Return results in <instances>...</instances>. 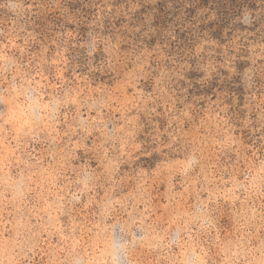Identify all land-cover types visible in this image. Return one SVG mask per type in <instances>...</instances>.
Segmentation results:
<instances>
[{
  "label": "rangeland",
  "instance_id": "374dc122",
  "mask_svg": "<svg viewBox=\"0 0 264 264\" xmlns=\"http://www.w3.org/2000/svg\"><path fill=\"white\" fill-rule=\"evenodd\" d=\"M0 264H264V0H0Z\"/></svg>",
  "mask_w": 264,
  "mask_h": 264
}]
</instances>
